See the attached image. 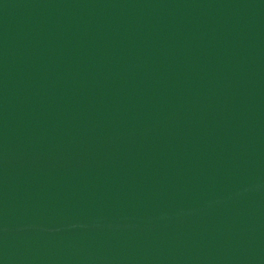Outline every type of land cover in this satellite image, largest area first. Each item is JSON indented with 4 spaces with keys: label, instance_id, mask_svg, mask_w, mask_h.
<instances>
[{
    "label": "water",
    "instance_id": "1",
    "mask_svg": "<svg viewBox=\"0 0 264 264\" xmlns=\"http://www.w3.org/2000/svg\"><path fill=\"white\" fill-rule=\"evenodd\" d=\"M0 264H264V0H0Z\"/></svg>",
    "mask_w": 264,
    "mask_h": 264
}]
</instances>
